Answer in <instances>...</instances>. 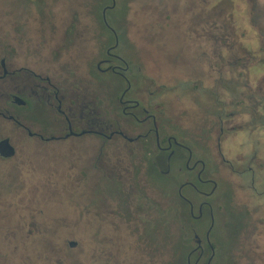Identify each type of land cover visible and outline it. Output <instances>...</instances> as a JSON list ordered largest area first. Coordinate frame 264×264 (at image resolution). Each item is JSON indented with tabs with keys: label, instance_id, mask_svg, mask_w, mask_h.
I'll return each instance as SVG.
<instances>
[{
	"label": "flooded vegetation",
	"instance_id": "1",
	"mask_svg": "<svg viewBox=\"0 0 264 264\" xmlns=\"http://www.w3.org/2000/svg\"><path fill=\"white\" fill-rule=\"evenodd\" d=\"M56 5L28 0L23 12L0 14V141L8 139L14 148L12 156L0 152V190L5 186L15 193V174L21 172L18 167L14 174L5 171V161L27 160L35 168L37 153L65 151L88 156L92 165L77 178L83 189L92 180L88 191H93L105 158L112 165L106 162L110 172L103 173L112 176L115 194L123 193L119 180L126 185V178L138 173L146 187L151 183V190L171 195L178 228L174 253L183 264L214 263L217 223L231 242L230 261L264 264V91H245L259 85L258 79L225 76L227 23L214 25L211 13L162 11L146 14L145 27L136 29L132 22L118 29L109 16L115 0H76L74 11L59 14L53 12ZM168 28L180 40L176 48L166 42ZM122 45L132 55L123 54ZM181 69L203 73L197 79L184 76L171 92L163 80L181 79ZM109 73L118 82L112 96L101 83ZM183 98L197 108H181ZM38 105L46 117L30 114ZM236 119L243 121L239 129L231 127ZM7 127L11 134L4 133ZM154 174L169 180L174 190L159 186ZM163 194L155 208L159 223L164 222ZM127 198L120 203L125 217L132 212ZM95 199L92 207L82 204L88 226L96 221L88 216Z\"/></svg>",
	"mask_w": 264,
	"mask_h": 264
},
{
	"label": "rangeland",
	"instance_id": "2",
	"mask_svg": "<svg viewBox=\"0 0 264 264\" xmlns=\"http://www.w3.org/2000/svg\"><path fill=\"white\" fill-rule=\"evenodd\" d=\"M27 1L0 0V14L11 9L15 12H23V5ZM51 1L57 2L53 9L55 13L75 10L73 7L76 0ZM162 11L211 13L214 25L218 26L225 21L228 26L229 49L226 67L228 73H225V76L232 79H258L259 85L256 84L251 90L245 89V91H264V66H262L264 61L254 66L257 60H264V0H115V5L109 10V16H113L118 29L128 27L132 22L138 24L135 27L138 29L145 27L142 18L146 14L156 15ZM127 13L128 20L124 25L123 19ZM32 25L36 26L31 24L30 27ZM164 34L171 48L179 46L180 40L175 37L176 33L172 29L168 28ZM119 49L125 55H132V49L127 45H122ZM219 67L213 69V77L218 76ZM260 68L261 70L257 72ZM202 73V71L198 74L194 73V69H181V79H164L163 83L169 91L175 92L179 84L184 83V76H193L197 79ZM165 74L167 77L172 75L171 72ZM104 78L101 80L102 88L104 87L105 91L110 90L112 96L118 90L117 77L109 73ZM106 98L103 89L98 92L102 111ZM181 100V108H197L193 101L184 98ZM30 114L38 118L46 117V112L40 105L32 108ZM244 118L248 119L247 116ZM232 124L231 127L235 126L239 129L243 126V121L236 119ZM10 132L11 129L8 127L4 129L5 134H11ZM36 159L35 163L38 166L36 165L35 168H32L27 160L19 165L13 160L5 161L3 164L5 171L14 174L18 167V171L21 172L15 174L17 180H15V188H12L15 193L6 192L5 186L0 190V197H4V201L0 199V264H171L173 262L178 228L171 215L173 211L171 195L163 194L156 187L154 191L151 190L152 185L149 181L150 186L146 187L137 172L126 178V185L123 184V180H119L123 193L115 194L118 191L112 183V176L109 174L105 176L103 173L110 172L107 163L112 165V162H107L105 158L101 159L98 166L100 179L97 180L96 189L93 191H88L93 187L92 180H87L86 188L83 189L82 182L77 178L83 168L92 165L86 154L74 155L65 151L47 154L45 151L37 153ZM152 180L157 181L159 186L166 190L171 192L174 190V185L169 180L157 178L155 174ZM77 188L83 195L76 192ZM161 194L164 195L163 223H159L160 213L155 210L160 203ZM126 197L130 201L129 205L132 206L129 208L132 212L127 213L128 217H125V208L120 206ZM92 199L96 200V204L88 216L95 215L96 221L94 226H88L89 217L86 215L83 217L82 204H89V207H92ZM123 199L125 200L122 201ZM118 211H121L120 215H114V212ZM167 214L168 216L170 214L169 218ZM26 220H35L36 224L24 226ZM204 229L203 226L202 231ZM202 231L200 235L203 236ZM213 237L219 242L213 264H236V258L230 261L227 257L232 245L220 223H217ZM70 241L77 242V245L71 247Z\"/></svg>",
	"mask_w": 264,
	"mask_h": 264
},
{
	"label": "water",
	"instance_id": "3",
	"mask_svg": "<svg viewBox=\"0 0 264 264\" xmlns=\"http://www.w3.org/2000/svg\"><path fill=\"white\" fill-rule=\"evenodd\" d=\"M18 100H21V98H17ZM0 152L3 156H12L14 154V148L12 145H10L8 139H3L0 141ZM77 245V242L70 241V246L75 247Z\"/></svg>",
	"mask_w": 264,
	"mask_h": 264
},
{
	"label": "trees",
	"instance_id": "4",
	"mask_svg": "<svg viewBox=\"0 0 264 264\" xmlns=\"http://www.w3.org/2000/svg\"><path fill=\"white\" fill-rule=\"evenodd\" d=\"M171 264H183L181 260L175 258Z\"/></svg>",
	"mask_w": 264,
	"mask_h": 264
}]
</instances>
